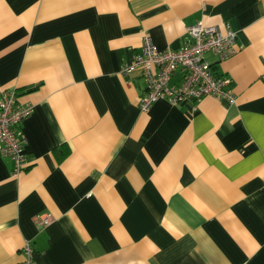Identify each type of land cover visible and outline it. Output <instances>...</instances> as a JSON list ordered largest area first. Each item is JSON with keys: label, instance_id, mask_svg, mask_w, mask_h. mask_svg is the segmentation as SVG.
<instances>
[{"label": "crops", "instance_id": "0c3cea01", "mask_svg": "<svg viewBox=\"0 0 264 264\" xmlns=\"http://www.w3.org/2000/svg\"><path fill=\"white\" fill-rule=\"evenodd\" d=\"M199 20L237 34L208 55L236 99L143 111L123 65ZM0 89L34 105L29 165L0 153V264L27 240L38 264H264V0H0Z\"/></svg>", "mask_w": 264, "mask_h": 264}, {"label": "built area", "instance_id": "2783aa9c", "mask_svg": "<svg viewBox=\"0 0 264 264\" xmlns=\"http://www.w3.org/2000/svg\"><path fill=\"white\" fill-rule=\"evenodd\" d=\"M141 46L134 59L123 65L122 72L127 76L139 70L142 74L146 92L139 98V105L143 111H148L161 99L174 105L192 101L195 107L206 96L236 99L231 78L218 74L215 63L208 57L213 55L220 63L236 54L237 34L230 26L223 30L199 20L187 27L179 48L160 49L149 33H144ZM177 71L182 73V79L172 84L171 78ZM33 111L34 105L21 102L16 89L3 93L0 100V153L15 160L17 171L25 169L30 162L26 151L28 139L22 131V123ZM52 220L51 213L36 217L40 226L48 225ZM34 253L33 241L27 240L21 264H38Z\"/></svg>", "mask_w": 264, "mask_h": 264}]
</instances>
